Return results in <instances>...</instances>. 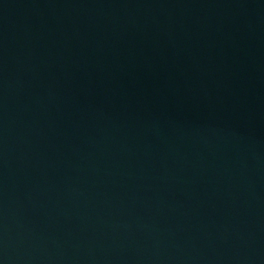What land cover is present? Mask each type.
Listing matches in <instances>:
<instances>
[{
    "label": "water",
    "instance_id": "water-1",
    "mask_svg": "<svg viewBox=\"0 0 264 264\" xmlns=\"http://www.w3.org/2000/svg\"><path fill=\"white\" fill-rule=\"evenodd\" d=\"M0 264H264V0H0Z\"/></svg>",
    "mask_w": 264,
    "mask_h": 264
}]
</instances>
